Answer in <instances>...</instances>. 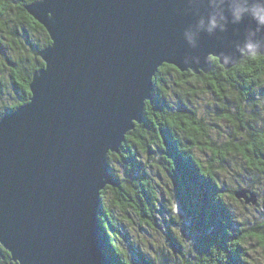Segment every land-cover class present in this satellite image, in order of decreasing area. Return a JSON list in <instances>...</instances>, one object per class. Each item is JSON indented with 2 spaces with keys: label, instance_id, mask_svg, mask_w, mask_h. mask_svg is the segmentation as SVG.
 <instances>
[{
  "label": "water",
  "instance_id": "obj_1",
  "mask_svg": "<svg viewBox=\"0 0 264 264\" xmlns=\"http://www.w3.org/2000/svg\"><path fill=\"white\" fill-rule=\"evenodd\" d=\"M264 0H35L46 30L28 101L0 117V260L107 264L100 191L107 156L140 124L157 69L206 74L264 55L251 6ZM245 9L237 20L234 10ZM216 27L209 31L210 20ZM189 36L191 40H189ZM258 45L249 52L246 43ZM256 203L248 189L234 192Z\"/></svg>",
  "mask_w": 264,
  "mask_h": 264
},
{
  "label": "trees",
  "instance_id": "obj_2",
  "mask_svg": "<svg viewBox=\"0 0 264 264\" xmlns=\"http://www.w3.org/2000/svg\"><path fill=\"white\" fill-rule=\"evenodd\" d=\"M32 1L35 0H0V17L9 9L15 10L18 20L42 39L34 45L27 67L21 65L20 60L11 61V79L20 99L8 111H0V117L28 101L31 75L43 66L38 53L50 44L46 30L25 10ZM210 60V71L198 75L180 72L172 65L160 66L152 79V99L145 102L142 122L126 134L117 154L107 156L109 171L117 180L116 187L106 186L100 191L97 209V219L106 241L107 264H133L119 248V229L111 208L133 213L148 225L155 218L158 197L147 167L139 159L142 153L153 151L152 144L161 152L162 166L171 177L173 189L183 199L187 227L194 233L195 241L188 251L181 253L180 264H249L243 246L245 240L253 237L264 243L261 238L264 237V223L250 228L236 226L217 173V167L223 166L226 157L234 153L241 157L248 170L264 175V124L255 123L257 93L264 88V55L246 56L228 70L215 58ZM167 76L175 77V107L168 98ZM199 85L220 101L224 111L222 117L233 127V137L220 146L211 141L203 117L198 115L190 100L197 95ZM199 144H206L211 153L205 164L193 152ZM112 163L118 165L121 177ZM107 191L112 194L109 204L104 201ZM250 192L254 194L255 191L250 189ZM228 197L235 201L233 190ZM170 242L178 248L176 236L171 235ZM2 252L5 258L0 264H17L10 260L6 251Z\"/></svg>",
  "mask_w": 264,
  "mask_h": 264
},
{
  "label": "rangeland",
  "instance_id": "obj_3",
  "mask_svg": "<svg viewBox=\"0 0 264 264\" xmlns=\"http://www.w3.org/2000/svg\"><path fill=\"white\" fill-rule=\"evenodd\" d=\"M15 10L9 11L0 17V111L8 108L19 99V91L13 86L11 79V61L20 60V64L27 67L33 57L34 45L42 41L38 33L18 20ZM29 60V61H27ZM167 94L173 107L174 76H167ZM197 95L190 97L192 105L198 115L203 117L208 127L211 141L220 146L233 137L232 125L222 117V104L211 94L206 87L199 85ZM255 109V123L264 124V88L257 93ZM248 115V112H246ZM152 152L142 153L139 159L145 163L151 182L155 188L158 202L155 218L152 224L141 221L133 213L120 212L111 208L119 231L117 232L118 245L123 254L133 264H180V256L191 248L195 241L194 233L187 227L188 220L184 212L183 199L173 189L171 177L167 174L160 159V150L152 144ZM195 156L206 163L211 153L206 144H199L193 148ZM225 163L217 167L219 183L223 189V196L228 203L231 215L237 225L243 228L258 226L264 223V175L254 173L246 168L245 162L238 154H230ZM114 171L121 177L122 173L116 163H112ZM250 186V187H249ZM255 187V190L253 189ZM252 189L256 203L245 204L243 200L233 201L228 197L229 191ZM112 194L107 191L104 201L109 204ZM171 235L176 236L178 248L170 242ZM244 248L246 260L249 264H264V243L257 238L248 237Z\"/></svg>",
  "mask_w": 264,
  "mask_h": 264
},
{
  "label": "clouds",
  "instance_id": "obj_4",
  "mask_svg": "<svg viewBox=\"0 0 264 264\" xmlns=\"http://www.w3.org/2000/svg\"><path fill=\"white\" fill-rule=\"evenodd\" d=\"M251 18L255 21L257 25V30L264 29V6L261 5H252L251 6ZM246 11L245 9L241 10H234L233 15L236 17L237 20L242 18V12ZM216 27V21L215 18H212L210 20V27L209 31H212ZM189 40H191V37L189 36ZM258 45L253 43H246L244 46V49L248 50L249 52L256 49Z\"/></svg>",
  "mask_w": 264,
  "mask_h": 264
},
{
  "label": "snow or ice",
  "instance_id": "obj_5",
  "mask_svg": "<svg viewBox=\"0 0 264 264\" xmlns=\"http://www.w3.org/2000/svg\"><path fill=\"white\" fill-rule=\"evenodd\" d=\"M262 239H264V237H261Z\"/></svg>",
  "mask_w": 264,
  "mask_h": 264
}]
</instances>
